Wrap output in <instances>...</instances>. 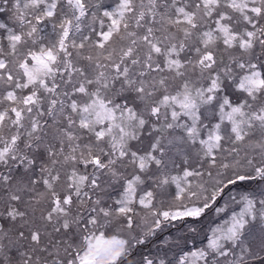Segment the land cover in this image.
Listing matches in <instances>:
<instances>
[{
	"label": "snow or ice",
	"instance_id": "6c2138e0",
	"mask_svg": "<svg viewBox=\"0 0 264 264\" xmlns=\"http://www.w3.org/2000/svg\"><path fill=\"white\" fill-rule=\"evenodd\" d=\"M0 264H264V0H0Z\"/></svg>",
	"mask_w": 264,
	"mask_h": 264
}]
</instances>
